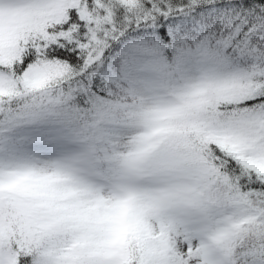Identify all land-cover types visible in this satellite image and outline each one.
<instances>
[{
	"label": "snow or ice",
	"instance_id": "obj_1",
	"mask_svg": "<svg viewBox=\"0 0 264 264\" xmlns=\"http://www.w3.org/2000/svg\"><path fill=\"white\" fill-rule=\"evenodd\" d=\"M0 264H264V0H0Z\"/></svg>",
	"mask_w": 264,
	"mask_h": 264
}]
</instances>
